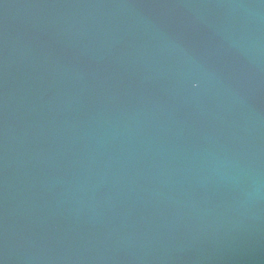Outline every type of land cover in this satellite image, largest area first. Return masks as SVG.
<instances>
[{
    "label": "water",
    "instance_id": "obj_1",
    "mask_svg": "<svg viewBox=\"0 0 264 264\" xmlns=\"http://www.w3.org/2000/svg\"><path fill=\"white\" fill-rule=\"evenodd\" d=\"M0 264H264V0H0Z\"/></svg>",
    "mask_w": 264,
    "mask_h": 264
}]
</instances>
